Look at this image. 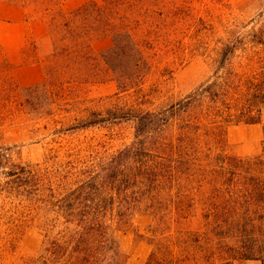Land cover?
Masks as SVG:
<instances>
[{
    "label": "trees",
    "instance_id": "obj_1",
    "mask_svg": "<svg viewBox=\"0 0 264 264\" xmlns=\"http://www.w3.org/2000/svg\"><path fill=\"white\" fill-rule=\"evenodd\" d=\"M140 2L134 18L138 33L121 25V0H110L109 6L92 1L61 13L75 42L95 34L111 37L100 58L119 92L144 85L152 68L149 49L159 56L179 55L173 39H164L159 20L179 21L181 6L168 0ZM143 9L160 16L142 20ZM144 23L150 33L154 24L161 26L150 48L138 35ZM250 36V46L224 43L211 78L185 96L158 109L90 110L66 128L73 132L132 121L134 140L117 151L72 155L47 174L0 155L12 187L38 201L43 238L28 264H130L117 231L133 227L137 217L150 219L145 232H136L152 246L146 264H264V152L239 156L227 150L230 125L263 122L264 29ZM239 50L251 63L236 69Z\"/></svg>",
    "mask_w": 264,
    "mask_h": 264
},
{
    "label": "rangeland",
    "instance_id": "obj_2",
    "mask_svg": "<svg viewBox=\"0 0 264 264\" xmlns=\"http://www.w3.org/2000/svg\"><path fill=\"white\" fill-rule=\"evenodd\" d=\"M107 4L110 0H0V155L22 165H37L43 174L53 171L69 156L92 149L117 151L134 140V124L122 121L69 132L66 128L84 118L88 111L111 107L142 105L158 109L185 96L211 78L218 49L226 42L250 46V34L264 29V0H168L181 7L177 18L146 24L138 35L156 45L159 27L173 39L176 57L159 56L148 50L152 68L144 85L130 92H119L108 66L100 58L112 43L108 34L85 36L75 42L63 25L61 13L89 2ZM140 0H121L119 18L138 33ZM18 8L10 13L7 6ZM106 5V6H107ZM20 11V12H19ZM142 20L160 16L143 9ZM127 16V17H126ZM55 32L53 27H56ZM164 23V27H163ZM138 27V29H137ZM149 31V33H146ZM156 32V33H155ZM164 40L160 38V44ZM79 60V63H75ZM43 65L44 86L27 84ZM251 63L240 50L233 58L236 69ZM37 86V87H36ZM32 88V89H29ZM263 122L240 123L228 127V152L239 156L263 154ZM0 168V264H28L37 254L43 227L37 212L38 201L12 187ZM149 218L137 217L130 229L118 230L122 250L130 264H146L152 246L136 232H145ZM261 231V220L257 221ZM231 264H261L258 260H236Z\"/></svg>",
    "mask_w": 264,
    "mask_h": 264
},
{
    "label": "crops",
    "instance_id": "obj_3",
    "mask_svg": "<svg viewBox=\"0 0 264 264\" xmlns=\"http://www.w3.org/2000/svg\"><path fill=\"white\" fill-rule=\"evenodd\" d=\"M7 10L10 13L18 12V8L12 7L10 5L7 6ZM27 69L31 72H34V76H35L34 80L27 84H37V83H40L44 79V70H43L42 64L36 63L32 66H28Z\"/></svg>",
    "mask_w": 264,
    "mask_h": 264
}]
</instances>
